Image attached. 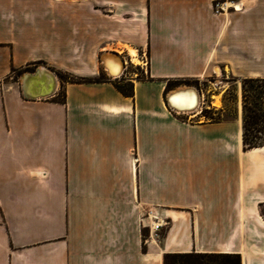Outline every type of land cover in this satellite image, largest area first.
Masks as SVG:
<instances>
[{"label":"crops","instance_id":"crops-1","mask_svg":"<svg viewBox=\"0 0 264 264\" xmlns=\"http://www.w3.org/2000/svg\"><path fill=\"white\" fill-rule=\"evenodd\" d=\"M214 1L0 0V264H264V147L243 150L242 105L199 124L166 103L170 82L217 70L264 79L263 1L224 15ZM102 53L114 73L146 56L133 98L113 79L61 80L106 73ZM31 67L65 103L24 97L12 72ZM150 213L167 223L158 239Z\"/></svg>","mask_w":264,"mask_h":264},{"label":"trees","instance_id":"trees-1","mask_svg":"<svg viewBox=\"0 0 264 264\" xmlns=\"http://www.w3.org/2000/svg\"><path fill=\"white\" fill-rule=\"evenodd\" d=\"M29 68L23 70H15L19 74L28 71ZM63 81L69 80L73 83H103L108 78L94 79H77L73 76L60 74ZM121 82L125 84H121ZM182 82L175 84L169 83L167 91L173 87L183 85ZM189 84V82H186ZM116 89L125 97H134V84L128 79L115 81ZM242 129H243V150L245 152L264 147V79L247 78L243 79L242 85ZM55 102L65 103V93H59L55 98ZM183 121H186L183 119ZM220 122V121H217ZM163 264H241V257L237 254H198V253H173L165 254Z\"/></svg>","mask_w":264,"mask_h":264},{"label":"rangeland","instance_id":"rangeland-1","mask_svg":"<svg viewBox=\"0 0 264 264\" xmlns=\"http://www.w3.org/2000/svg\"><path fill=\"white\" fill-rule=\"evenodd\" d=\"M232 1L242 2V0H232ZM261 1H263L262 4L264 5V0ZM243 7L244 4L242 3L240 7L237 8L238 11H241ZM230 12H235V10L230 9ZM143 62L144 59L141 60V64L139 65L127 63L126 64L127 70L125 71V75L120 77L116 81L132 78L133 79L132 83L135 85L140 79L146 76L144 74ZM36 71L37 70L35 67H31L29 68L28 71L22 72L21 74L15 71L12 72V79L20 83L22 78L26 74H33ZM217 71L215 73L209 74L208 76H206L205 78L199 81H196L191 84L179 85L173 87V89L169 91L172 92L176 89L183 87H193L198 91H200L201 93L202 105L199 109V113H195V115L199 114V116L194 117L195 115L192 114L184 115V114L176 113L177 115H179L182 119L186 120L187 122L193 121L199 124L234 120L238 104L242 105L243 103V95H242L243 80L238 79L227 73L222 74L220 71L219 72ZM100 77L109 79V77L106 75L104 71L96 76V78H100ZM76 78L91 79L89 77H76ZM121 84H125V83L121 82ZM58 92L60 94L63 92L61 91V83ZM214 101L218 103V107L214 106L213 104ZM221 108L225 109L224 112L218 110ZM189 115H191L192 117ZM160 234L163 235L164 231H162V233L160 232Z\"/></svg>","mask_w":264,"mask_h":264},{"label":"water","instance_id":"water-1","mask_svg":"<svg viewBox=\"0 0 264 264\" xmlns=\"http://www.w3.org/2000/svg\"><path fill=\"white\" fill-rule=\"evenodd\" d=\"M114 55V54H113ZM111 58V55L109 53H102L99 57V60L108 74L110 78L118 79L124 74V59H121L122 63V70L119 75L113 76L109 72V60ZM56 81L59 83V78L50 70L46 68H40L38 69L35 73L33 74H26L20 84H21V92L24 95V97L28 100H40V99H49L57 95V92L60 88V83H59V88L56 91ZM180 89V88H179ZM178 89V90H179ZM177 90V89H176ZM175 91V90H174ZM198 93L199 97L201 96L200 91H198L195 88H186L185 90H179L176 91L175 93L168 94L166 97V103L168 107L171 110H178L174 104V98L178 95H183L186 93ZM202 97V96H201ZM193 109V108H192ZM188 109L187 111L189 112H194L195 110ZM261 213L264 215V208L262 209Z\"/></svg>","mask_w":264,"mask_h":264},{"label":"bare ground","instance_id":"bare-ground-1","mask_svg":"<svg viewBox=\"0 0 264 264\" xmlns=\"http://www.w3.org/2000/svg\"><path fill=\"white\" fill-rule=\"evenodd\" d=\"M241 4H242V2H241ZM240 5L237 6V8L240 7ZM129 53L133 57L134 63L135 64L139 63L138 59L136 58L137 57V52L135 50L129 49ZM121 70H122V63L121 62H119V69H118V71L116 73L112 72L110 67H109V72L113 76L119 75ZM58 88H59V83H58V81H56V91L58 90ZM186 88H188V87H183V88H180L179 90H185ZM191 88H193V87H191ZM179 90L177 89L175 91H172L170 94L175 93L176 91H179ZM215 97H217V96H215ZM213 104H214L215 107H218V103L217 102L214 101ZM173 105H175L176 108H178V110H181V112L177 111V110L176 111L174 110L175 112H178L179 114H184V115L192 114V115H195V113H199V109H200V107L202 105V97L201 96L199 97L198 93H196V92L195 93H186V94H183V95L180 94V95H178V96H176L174 98V104ZM188 109H192V110H195V111L194 112H189V111H187ZM262 217L264 218L263 214H262ZM152 219L154 220L153 216H152ZM160 222L162 223L164 221L160 220Z\"/></svg>","mask_w":264,"mask_h":264},{"label":"built area","instance_id":"built-area-1","mask_svg":"<svg viewBox=\"0 0 264 264\" xmlns=\"http://www.w3.org/2000/svg\"><path fill=\"white\" fill-rule=\"evenodd\" d=\"M240 4H241V2H234L232 0H215L213 2L212 9H213V12L215 15H224V14L230 13V9H233V10H235V12H238L237 6H239ZM143 63H144V65H143L144 74L147 75L148 60H147L146 56H144V62ZM126 64L127 63L124 62L125 69H124V74L122 76L125 75V71L127 70ZM107 76H108V74H107ZM109 79L117 80V79L110 78V77H109ZM152 216L154 217V220L152 219ZM148 218L151 219V226H150L151 233H152L151 238H155V239L160 238L161 237L160 232L165 228L167 223H165V222L161 223L157 214L152 215V213H150L148 215Z\"/></svg>","mask_w":264,"mask_h":264}]
</instances>
